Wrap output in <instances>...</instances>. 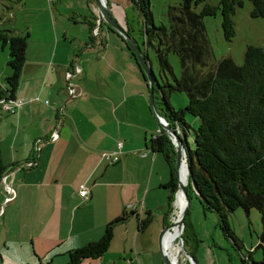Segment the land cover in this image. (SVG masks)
Here are the masks:
<instances>
[{
  "label": "crops",
  "instance_id": "obj_1",
  "mask_svg": "<svg viewBox=\"0 0 264 264\" xmlns=\"http://www.w3.org/2000/svg\"><path fill=\"white\" fill-rule=\"evenodd\" d=\"M83 2V8L82 1L79 6L73 0H23L21 5L22 11L28 6L51 15L47 24L37 30L33 26L27 34V60L15 94L24 104L15 114L0 106L2 159L6 172L15 171L17 191L5 204L0 181V264H67L68 251L98 240L110 221L132 212L130 204H137L130 216L144 218L146 212L164 207L170 193L164 186L171 177L169 166L163 153L152 148L161 123L150 105V85L124 41L107 25L93 41L88 20L98 17V7ZM107 2L120 23L130 25L122 5L130 6L132 0ZM6 8L14 9L12 4ZM0 24L3 32L4 18ZM76 66L80 72L67 79V71ZM7 74L1 71L0 79ZM56 129L59 138L52 141ZM105 152L118 153L119 160L111 163L102 156ZM31 160L37 165L23 167ZM81 183L92 191L82 208ZM124 228L125 243L119 250L113 249V241L102 257L81 264H160L144 256L147 246L139 245V218H130ZM197 229V263L216 264L218 242Z\"/></svg>",
  "mask_w": 264,
  "mask_h": 264
},
{
  "label": "trees",
  "instance_id": "obj_2",
  "mask_svg": "<svg viewBox=\"0 0 264 264\" xmlns=\"http://www.w3.org/2000/svg\"><path fill=\"white\" fill-rule=\"evenodd\" d=\"M193 1L198 4L204 0H184L181 6L170 7L168 28L154 23L150 0H132L144 17L143 44L146 47L153 45L154 38L159 44L166 42L168 51L173 50L181 61V76L176 80V85L167 82L159 86L167 104L159 114L166 117L174 128L179 125L182 131L180 135L186 137L190 167L187 189L190 198L192 193H196L205 209L218 213L219 225L238 247L239 239L229 224V215L239 207H243L248 215L253 208H257L261 212L263 224L261 246L264 245V47L249 45L242 65L235 63L232 58L213 62L205 17L215 16L220 10L224 35L226 39L232 40L236 34L233 14L243 5V0H220L218 5L205 3L200 12L192 8ZM251 1V16L264 17V0ZM93 19L98 20V17L93 16ZM94 20H88L91 31L97 25ZM103 24L121 37L149 85L145 71L127 41L105 21L100 23V27ZM125 28L135 37L129 24ZM95 37L93 33V41ZM27 38V35H13L9 30L0 33V41L9 45L8 65L12 69L6 77V87L0 84V100L16 97L27 60ZM163 51L157 49L161 69L166 72L171 67ZM166 88L168 91L185 92L188 96L186 106L176 109L170 103ZM188 114L199 118L198 127L192 136L194 148L189 143ZM152 148L163 153L171 173L169 182L164 185L170 189L164 217L165 225L168 226L172 223H169V216L174 210L177 191L176 147L166 130H163L159 136L152 138ZM6 170L0 140V179ZM134 211L125 212L110 221L98 240L68 251L67 264H81L85 259L102 257L112 244L116 224L127 221L130 214L136 213ZM188 215L183 232L184 243L186 248L189 243H193L188 252L197 259L200 239ZM137 217L139 230L146 229L152 222L150 211L144 218ZM191 231L193 234L190 237ZM242 263L264 264L253 260L251 256H243Z\"/></svg>",
  "mask_w": 264,
  "mask_h": 264
},
{
  "label": "rangeland",
  "instance_id": "obj_3",
  "mask_svg": "<svg viewBox=\"0 0 264 264\" xmlns=\"http://www.w3.org/2000/svg\"><path fill=\"white\" fill-rule=\"evenodd\" d=\"M81 1L83 8V3L85 1L83 2V0H73V2L75 4L78 3L79 6ZM183 1L184 0H150L154 23L157 26L165 25L169 28L170 18L168 13L170 7H179L181 6ZM21 2L22 4L16 6L18 4L17 0H0V22L4 18L5 31H8L10 29V31L14 30L12 32H16V34L25 36L29 33L33 26H35L37 30L39 25L47 24L48 15L50 13L44 9H41L37 13L32 12L29 10L28 6H26L25 11H22L21 5H23V0ZM35 3L36 2H31V6L32 4L35 5ZM92 3H94V5L98 7L95 0H89V5L91 7H93ZM205 3L218 5L220 3V0H204L202 2H199L198 4L193 1L192 8L195 11L200 12L203 9ZM11 4L13 5L14 9H7L6 6H10ZM42 4L43 3L40 2L41 6ZM124 4L125 3H123L122 5V9L124 10L125 16H127L129 20L130 26L133 28V34L135 38L140 42V44L143 45V49L146 51V53H148L150 63L158 79L159 84H156L155 86L156 91L154 92V102L157 112L162 113V110L166 108L167 104L163 96V91L159 86L164 85L167 82L176 85V80L180 78L182 71L180 58L173 50L168 51L166 42L159 44L157 38L153 39V45L146 47V45L143 44L142 31L144 29V17L142 13L138 9V7L133 6V4L127 7ZM252 9L253 2L251 0H243V5L239 6L236 12L233 14L236 34L232 38V40L226 39L224 35V28L222 25L223 16L220 10L215 16L205 17L207 34L213 50V62L217 63L223 58H232L235 63H237L238 65H242L245 62L246 50L249 45L264 47V17H252ZM84 10L86 14L89 15V9L85 7V4ZM14 13L15 15L13 16L12 14ZM26 27H28V29H25ZM158 48L164 50L163 52L165 53L166 58L168 59V62L170 64L171 69L166 70V72H163L161 69L157 53ZM9 52L10 50L8 43L4 45L3 41H0V72L9 71L11 73L12 71V69L8 65V59L10 58ZM7 75H3L0 79V84L3 87H6L7 85L5 77ZM166 91L169 96L170 103L176 109L183 108L188 103V96L185 92L173 90L168 91V89ZM186 122L190 125L189 143L190 146L194 148V141L192 136L194 135L195 129L198 127L199 118L188 114L186 116ZM186 179H188V177ZM185 183H187V181ZM80 199L79 206L80 208H82L84 205L90 202L89 200L91 198L88 200H83L82 198ZM167 202L168 199H166L164 207L152 213L151 224L146 229L140 230L141 235L139 239V245L144 243L147 246V250L144 251V256L147 260L150 258H155V260L157 262H160V264H165V260L163 258L160 247V234L161 231L167 226L165 225V221H161V217H163V214L167 210ZM188 213V220L194 223L196 227L195 231L197 230L196 232L198 234L199 232L197 226L199 227L200 234H206L207 232H209L210 239L211 237H214L218 242L217 244L214 243L215 251L219 255L216 264H243V256H251V258L257 262H264V245L260 246V235L263 230L262 216L261 212L257 208H253L248 215L243 207H239L229 215V224L233 229L235 235L239 239L240 247H238L234 243V241L225 234V232L219 225L220 218L218 213L216 211L205 209L196 193H192L191 205ZM175 214L177 216L178 209L177 206L175 207L174 205V210L169 216V223L175 220ZM146 216L147 212L145 214V217ZM133 217L137 220L136 216H129L127 221L118 225L116 224L113 238V241H115V246H113L114 250H119L122 243H125V233L123 232L125 230L124 227L127 224L128 220ZM119 226V231H117V227ZM189 234L191 237V234H193V232L191 231V233ZM211 234L214 235L211 236ZM176 240L178 241V238ZM177 244H179V241ZM192 244L193 243H189V245H187V250H190L192 248ZM178 264H190L188 257L182 251L179 255Z\"/></svg>",
  "mask_w": 264,
  "mask_h": 264
},
{
  "label": "water",
  "instance_id": "obj_4",
  "mask_svg": "<svg viewBox=\"0 0 264 264\" xmlns=\"http://www.w3.org/2000/svg\"><path fill=\"white\" fill-rule=\"evenodd\" d=\"M95 2L98 5V21L101 23L102 21H105L108 23L114 30H116L128 43V45L131 47L133 52L136 54L138 61L140 62L142 68L145 71V74L148 78L149 85H150V105L153 108V110L156 112V115L159 118H163V122L160 120L161 126L166 130L167 134H170L172 136L171 140L173 144L176 147L177 157H176V178H177V191L175 193V200L174 205L176 207V200L177 196L180 190L183 191V194L186 198V203L183 208L182 217L180 220L181 225V236L179 237V244L181 251L188 257L190 264H197V260L188 252L183 238V232L185 229V220L186 216L189 212V208L191 205V198L189 196V192L187 189V185L190 182L189 180V174H190V167L189 163L187 162V150L189 147L186 144V137L184 135H180L177 133L176 129L169 123L168 119L164 116H161L155 109V102H154V90H155V84H159L158 79L156 77V74L153 70V67L150 63V58L144 54V51L142 49V44H140L135 37H133L123 26L120 21L113 15L111 12L107 0H95ZM184 159H186L187 163V170H188V179L187 183L183 182L182 175H181V167L183 165ZM196 189V188H195ZM173 223L166 226L160 234V247L163 254V258L165 260V264H172L169 256L166 254L165 250L163 249L162 245V239L164 234L171 228Z\"/></svg>",
  "mask_w": 264,
  "mask_h": 264
},
{
  "label": "built area",
  "instance_id": "obj_5",
  "mask_svg": "<svg viewBox=\"0 0 264 264\" xmlns=\"http://www.w3.org/2000/svg\"><path fill=\"white\" fill-rule=\"evenodd\" d=\"M100 23L98 21V24L94 27L93 29V33L94 35H99L100 34ZM78 73L80 72V68L78 66L75 67V70H69L67 71L66 73V77L67 79H70L75 73ZM70 92L73 96H76L79 94V92L76 91V89L73 87V84L71 83L70 84ZM48 102V101H46ZM24 104V101L20 98H12V99H1L0 100V106L3 110H5L6 112L10 113V114H15L18 112V110L22 107V105ZM160 120L163 122V119L160 118ZM176 131L179 133V134H182V131H181V128L180 126L178 125L176 128ZM163 130H165L162 126L161 128L159 129V131L153 135V138H156L157 136H159L161 133H163ZM170 138H172V136L170 134H168ZM51 140L54 141V140H57L59 138V131L56 129L52 132L51 134ZM40 142H41V139H39L37 141V150H40ZM123 147V142L122 141H119L118 142V149L121 150ZM103 157H105L106 159H108L111 163H114V162H117L119 160V155L118 153H111V152H105L102 154ZM37 165V161L35 160H31V161H28L26 162L23 167H28V168H31V167H34ZM14 169L10 170V171H7L5 172L2 177H1V181L5 187V190H6V198H5V204L13 201L16 196H17V191L13 185V176H14ZM91 187L87 184V183H81L79 185V189H78V194L79 196L83 199V200H88L91 198ZM129 209L131 211H134L135 209H137V204H130L129 205ZM3 211L4 209H0V215L3 214ZM127 264H133L132 261L128 262Z\"/></svg>",
  "mask_w": 264,
  "mask_h": 264
},
{
  "label": "bare ground",
  "instance_id": "obj_6",
  "mask_svg": "<svg viewBox=\"0 0 264 264\" xmlns=\"http://www.w3.org/2000/svg\"><path fill=\"white\" fill-rule=\"evenodd\" d=\"M183 166L181 169V175L183 182L187 181L188 170L186 159H184ZM186 203L185 195L183 191L180 190L176 200V206L178 209V214L174 216L175 220L172 222L171 228L164 234L162 239L163 249L165 248L166 254L169 256L172 264H178L179 255L181 253L180 244H177L179 241V237L181 236V225L180 220L183 213V208ZM178 238V241L176 240Z\"/></svg>",
  "mask_w": 264,
  "mask_h": 264
}]
</instances>
